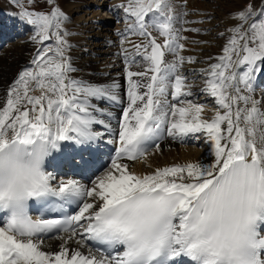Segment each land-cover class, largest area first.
Here are the masks:
<instances>
[{
  "label": "snow or ice",
  "instance_id": "obj_1",
  "mask_svg": "<svg viewBox=\"0 0 264 264\" xmlns=\"http://www.w3.org/2000/svg\"><path fill=\"white\" fill-rule=\"evenodd\" d=\"M47 3L48 13L21 5L18 16L32 26L33 41L43 45L54 38L56 47L37 50L32 67L18 73L0 105V264H264V111L252 95L254 77L264 73V6L257 11L249 4L234 14L239 23L229 29L222 54L201 70L200 91L218 106L209 120L204 105L187 99L193 85L179 74L185 63L179 40L186 37L176 34L167 0L118 5L147 38L134 47L148 68L127 71L129 105L119 130L105 125L119 148L88 187L75 179L54 184L45 160L62 142L90 145L104 135L92 128L104 121L93 115L99 109L91 100H117L118 85L69 76L75 69L66 55L67 32L61 35L68 17L56 0ZM149 27L165 37L163 44ZM166 52L176 59L166 63ZM169 86L175 103L167 99ZM197 134L210 145L211 163L173 164L141 175L121 162L141 160L150 168L147 157L153 147L160 150L159 141L186 143ZM79 159V165L75 156L70 163L88 165ZM30 201L54 211L72 204L78 210L62 219H33ZM51 232L66 234L57 236L63 241L58 252L42 248V234ZM69 241L87 246V254L70 249Z\"/></svg>",
  "mask_w": 264,
  "mask_h": 264
},
{
  "label": "rangeland",
  "instance_id": "obj_2",
  "mask_svg": "<svg viewBox=\"0 0 264 264\" xmlns=\"http://www.w3.org/2000/svg\"><path fill=\"white\" fill-rule=\"evenodd\" d=\"M30 1H33V0H27V1L19 0L18 3L16 2V0H0V7H1L0 8V17L1 18L3 17V19H1V25L2 26L0 29V33L5 37L4 40L0 43V59L2 58L5 61H8V60L11 61V62L9 61L11 63L10 69H12L11 72H13V73L19 72V70L18 71L16 70L18 68V66H17L18 60H16V58H14V57L22 54V46L24 44H20V43L24 42V40H26V39L32 38L35 34L32 26L27 25L18 16V13L21 11V5L23 6V8H25L24 7L25 4H27L28 2L30 3ZM82 1H84V0H82ZM108 1H110V0H108ZM167 1L173 7L175 6L174 10H173V15H174L176 10H178L177 8H179V5L172 4L171 3L172 0H167ZM254 1L255 0H188V2H191V6L194 7V5H195V8H193V9H191V8L187 9L188 3L183 1V3L181 4V7L184 6V11H185L186 15L182 10L181 14L179 15L180 25L178 23H176L175 21H173V25L174 26L179 25L180 27H182V24L184 23V20H185L186 24L184 25L185 27H183V30L188 29V31L184 30L185 31L184 32L179 27V29L175 30L176 34L180 35V36H182V35L185 36L184 33L190 34L187 37V39L190 41L186 40V42L188 41V45H190V46H193V43L195 41H197V43H200L202 49L199 48L197 45L194 47L199 49L198 54L200 55L199 57L201 59H204L205 56H210V55L217 56L221 52V50L223 49L222 47L224 46V43L227 42V38L230 35L229 29H232V27H234L237 23H239V21H237L236 19L233 20L234 14L237 11H239L241 9V7H243V9H245L247 7V5H249V4L253 5ZM70 2H71V0H56V6H58L68 17L67 21H65L63 23L61 35L63 36L64 32H67V35L64 37L67 40V42L70 39H72V37H75V38H73V40H75V42H77V44H79L81 48H84L83 53H81L82 55L81 54L79 55L80 50L79 51L76 50V51H73L71 53L72 60L70 62L73 66H78L80 69V72H83V73H86L89 69L93 70L95 72H98L100 74V76L102 77V79H104V81H106V83H107V81L109 79H111L114 75L116 76L118 73L127 71V69L124 68L126 63L129 64L131 67H133L132 65H136L134 63H130L129 61H126L127 60L126 58H128L129 56H126V58H125L124 52H122V51L119 52L120 47H118V46L125 47L126 45H128V44L132 45L133 43H135V45L146 44L147 38L138 35L137 41L131 42V40L128 39L129 43L127 44V41L125 40L126 32L124 34H121L119 37H113L114 35L110 36L112 33L111 30H113L115 28L117 22L123 23L125 21V18L123 15L120 16V18H119L120 20H118V21L114 20L112 23H111V20H113V19H111V17H110L111 20L109 23L110 25L107 26L108 29L107 30H105L106 28L100 29L97 26L100 22L98 23L96 21V19L99 17H103V16L101 14L98 15L99 11H97L98 8L95 7L93 0H85L84 2L86 4V6L80 8L78 11H76V9H74L75 11H72V8L69 6ZM91 2H93L92 3L93 5L91 4ZM195 2H196V4H195ZM46 3H47V0H39V2H34L33 5H36V7H40L45 13H48V12H50L52 5H50L49 3H47V4ZM186 4H187V6H186ZM5 6L6 7L11 6L12 7V9L14 10L13 13H14L15 17L8 19V16H5L3 14L4 11L6 10ZM109 6H110V4L107 5V8H109ZM117 9L122 10L124 12V10L120 9V7ZM66 10H67V12H71V13L68 14L66 12ZM107 10L110 11L109 9H107ZM118 10H117V12H118ZM184 16H185V18H184ZM195 16H197V17H195ZM103 19L105 20L107 18L103 17ZM126 20H128L129 23H132V17H130V16L126 17ZM10 22H12V23H10ZM102 22H104V21H102ZM74 24H76L75 26H78V27H75ZM104 24L105 23H103V25ZM187 24L188 25L191 24L192 28L186 26ZM87 25H88V27H87ZM118 25L119 24H117L115 30H116V32H118L120 34L125 30H122V31L117 30ZM131 25L134 26L133 24H131ZM230 25L232 26L231 28H230ZM126 26H130V24H127ZM197 26L202 27V29H200ZM124 29H125V27H124ZM135 29H137V32L135 31L134 34H137L138 33L137 26ZM193 29H199V31H194ZM151 32H152V36L157 39L158 43H161V44L164 43L165 37L161 36V35H159V36L156 35V34H159V31H151ZM201 32H202L201 38L203 40L202 42H201L200 38L197 39V37H199V34ZM221 33H224V35L221 36L220 35ZM134 34L129 30L127 36L131 37V35H134ZM115 36H116V33H115ZM89 37L91 39H89ZM223 40H225V42H222ZM79 41H81V43H79ZM122 41H123V43H122ZM112 42L117 43V47L114 49H112ZM26 43L29 46V49H31V45L29 44V41ZM109 43H111V45L108 47L106 44H109ZM31 44H33L35 46H39L41 48L44 47L45 45H51L53 47V49H55V47H56L54 38L49 40L48 42L45 41L43 45L40 43H37L35 41H33ZM185 48H186V51L182 50L179 53L180 55L188 58V57H193L194 54H197L196 53L197 49L187 48V47H185ZM125 49H126V52H129V54H131V51H132L134 53L132 57L136 58L137 60H140L141 55L137 54V50L134 47V45L127 46V48H125ZM125 49H122V50L125 51ZM189 49H191L194 53H190V52L187 53V51ZM72 50H75V49H72ZM67 51H68V49H67ZM67 51H66V53H67ZM113 51L114 52L116 51V53H113ZM141 51H142V49H141ZM218 51H219V53H218ZM25 53H27V51ZM118 54L121 57L118 56ZM129 54L125 53V55H129ZM221 54L222 53H220L219 55H221ZM29 55H31V52L29 53ZM50 55H51V53H50ZM78 55H79V57L76 58ZM122 57H124V58H122ZM213 61H216V60L213 59ZM195 63L205 65V63H202L201 61L200 62L196 61ZM210 63H211V61H210ZM142 67L148 68L147 62ZM133 68H135L137 70H141L139 66H137V67L135 66ZM118 71H120V72H118ZM141 71H144V70L142 69ZM125 73L127 74V72H125ZM69 75H71L75 78L76 77L78 78L82 74H78L77 71H73V72L69 73ZM83 75L85 76V74H83ZM87 75L90 76L91 73L87 74ZM117 76H119V75H117ZM134 77H139V76H134ZM145 80H147L146 77H145ZM136 81H140L142 83V82H144V78L138 79ZM198 82L199 81H197L196 83H198ZM12 83H13V81H12ZM88 83L95 84L93 80L89 81ZM199 87H200V85H199ZM257 89H259V87ZM140 91L143 92L142 89H140ZM198 92H201V91L197 90L196 94ZM127 93H128V81L123 83L122 94L124 95L126 100H129ZM203 95H205V93H203ZM166 96H167V94H166ZM168 97H170L168 99L170 101H172L171 95L170 96L168 95ZM195 97H196V95L193 97L194 99H192V97H188L187 99L191 98L193 102L194 101L199 102L196 100ZM212 98L213 97L210 96V99H212ZM191 99H189V100H191ZM199 104H202V103H199ZM116 109H117V107H116ZM217 109H218V106L216 105L215 110H217ZM262 109H264V108H262ZM207 110H211V108H207ZM204 114H206V112H204ZM210 116H211V113H208L207 118H209ZM203 117H204V115H203ZM162 145H164V143Z\"/></svg>",
  "mask_w": 264,
  "mask_h": 264
},
{
  "label": "bare ground",
  "instance_id": "obj_3",
  "mask_svg": "<svg viewBox=\"0 0 264 264\" xmlns=\"http://www.w3.org/2000/svg\"><path fill=\"white\" fill-rule=\"evenodd\" d=\"M84 1H82V0H71L69 6L72 8V11H75L74 9H76V11H78L80 8L86 6ZM111 1L107 3V0H95L96 3L94 2L95 7L98 8V10L106 11V14L108 16L110 15L109 17L105 16V18H107L105 20L103 19V17H99V18L96 19V21L98 23L99 22L101 23V26H104V25L108 26L111 19L117 18V15H118L119 11L123 13L124 17H126L128 15L127 13H124L122 10H118L117 9V8H119L118 5H121V4H125L126 5L127 4L126 0H120L121 2L119 0H113L112 2ZM183 1L188 3V6L186 4L187 9L195 8V5H194V7L191 6V2H188V0H172L171 3L179 5V8H177L179 10V9L182 8L181 4L183 3ZM92 3L93 2H91V4ZM109 4H110V6H109V8H107V5H109ZM195 4H196V2H195ZM107 9H109L110 11H108ZM120 9H123V8L120 7ZM117 10H118V12H117ZM110 17H111V19H110ZM102 21H104V22H102ZM103 23H105V24L103 25ZM75 25L76 24H74V26ZM133 25L134 26H132V25H130V26H121V24H119L118 27H117V30H121V31L122 30H130L134 34L135 31L137 32V29H135L136 28V23L133 24ZM186 26L192 28L191 24H189V25L187 24ZM75 27H78V26H75ZM87 27H88V25H87ZM124 27H125V29H124ZM222 42H225V40H223ZM79 43H81V41H79ZM225 44L226 43H224V45ZM26 51H27V53H25ZM29 53H30L29 46L27 45V43H24V45L22 46V54L21 55H17L16 57H14V58H16V60H18L17 61L18 62L17 66L20 68L19 72L22 71L25 68H31L32 67L31 61L33 59V54L31 53V55H29ZM220 53H222V51ZM219 54L214 57V60H216V58L219 56ZM199 56L200 55L197 53V54L193 55V58L195 60H198L200 58ZM9 61L10 60L5 61L2 58L0 59V105L5 103L6 98H7L6 97L7 90L9 88V86L12 84V81H14V78H16L18 73H19V72L17 73L16 71H15L16 73L11 72V70H12V69H10V65H11L10 62L11 61L10 62ZM216 62H217V60L216 61H212L211 63L209 62V63L212 64V63H216ZM132 66L133 67H135V66L137 67L138 65H132ZM133 67H131L127 63L124 66V68L127 69V71L132 70L134 72L137 69H135ZM205 67L207 68L208 66H205ZM127 71H125V72H127ZM118 72H120V71H118ZM125 72L118 73L117 75H119V76H117V75L115 76L114 75L111 79H109L107 81V83H106V81H104V79H102L100 74L91 73L90 76L89 75H85L84 76L82 74L78 78L77 77L75 78V77H73L71 75H69V76L72 79H75V80H78V81H84L86 83H88L89 81L93 80L94 83H95L93 85H99L100 83H101L100 85H112L113 83L117 84L118 87L113 89L114 93L117 96V100L116 101L120 102V106L117 107V109H116V107H112L111 105H107V102H104L102 100H97V99H95V100H96V106L100 110H103L104 112H107V113H113L114 117L118 116V118H120L122 114L118 115V112H120L121 110H124L129 105V100H126L124 95L122 94L123 83L128 81V77H127V74ZM179 74L185 76L187 78V81H191V84L193 85L192 92H193V94L195 96L196 95V91L197 90L200 91L199 82L196 83L197 81H199L198 77L199 76L201 77V75H202L200 73V69L195 67V66H193V64L188 63L187 62V57H185V63L180 67ZM258 75L259 74H257L254 78H256ZM141 78H144V77H132V79L135 80V81L138 80V79H141ZM88 84H90V83H88ZM256 85H257V83L254 82V84H253L254 91H253L252 95H253V97L255 99L259 100L260 99V93L262 92L263 88H262V85H258V86H256ZM258 87H259V89H257ZM192 96H190V97H192ZM192 99H194V98H192ZM105 101H107V99H105ZM168 101L170 103H175L174 101L172 102L169 99H168ZM241 106L243 107V104H241ZM261 110L264 111V109H262V108H261ZM93 115L95 116V118L97 120H103L106 123V125L110 126L113 130H115V131L119 130V124L118 125L111 124L110 121H108L106 118L102 117L101 111L95 112V113H93ZM200 142H201V145H198L197 146L198 148L194 149V148L179 147L178 145H173L172 144L173 141L170 140L169 138L164 139V141H163L164 145H162V146L160 145V150L158 152L155 150L154 147L152 149H150V154L147 157V164L151 165L150 168L147 167L145 162L141 161V160H137V161L122 160L121 162L122 163H127L129 165L130 170L136 172L137 174H141V175L142 174H146L147 172H150V171H152V170H154L156 168L164 167V166L169 165V164H175V163L184 164V163H187V162H197V161L205 163V164L211 163L214 160V156L211 154V148H210V145L206 142V137H204V139L201 140ZM107 169L108 168H105L101 175H103V173ZM85 185L88 186V187H91L92 183L91 184H85ZM62 243H63V241L61 239H58V240H45L44 243H43L42 248H43L44 251L58 252L60 250V245ZM68 246H69L70 249L77 248V249H80L83 253L86 252L85 248H82L81 245L76 244L75 241H69Z\"/></svg>",
  "mask_w": 264,
  "mask_h": 264
}]
</instances>
